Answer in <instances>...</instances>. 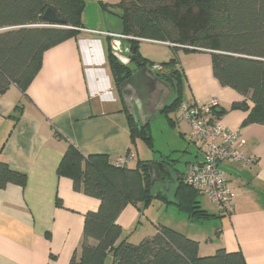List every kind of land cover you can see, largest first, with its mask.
I'll use <instances>...</instances> for the list:
<instances>
[{
	"label": "crops",
	"instance_id": "0c3cea01",
	"mask_svg": "<svg viewBox=\"0 0 264 264\" xmlns=\"http://www.w3.org/2000/svg\"><path fill=\"white\" fill-rule=\"evenodd\" d=\"M83 1L78 34L43 53L40 70L25 92L11 84L0 95V163L26 176L23 187L8 183L0 188V264H68L74 252L79 253L84 214L95 211L99 201L75 191L70 178L57 175L68 145L84 156L105 154L111 163L128 151L134 154L133 161L137 160L136 144L130 143L124 101L107 61L111 40L127 42V38L112 36L121 35V24L118 32L101 29L100 24L87 21L85 16L86 9L91 7L105 10L102 4L117 10L118 15L119 10L111 5L120 0ZM136 40L138 53L146 63L164 62L142 52V44L170 46L167 42ZM176 47L182 49L175 51L183 71L182 102L194 99L203 104L217 99V108L225 111L218 119L227 129L241 131L245 138L243 154L253 155L256 161L251 165L241 161L220 164L235 192L232 214L219 213L215 203L198 193L197 207L209 216L190 217L175 202L179 185L176 178L181 174L183 177L189 163L203 160L204 147L189 139V125L176 113L171 123L182 125L179 131L191 145L185 146L179 162L151 160L163 162L170 172L167 185L155 183L156 188L160 186L155 191H161L165 199H153L142 210L138 205L127 204L116 221L121 227L118 242L152 236L146 232L132 233V228L136 231L145 217L154 227L153 233L163 225L196 240L200 256L223 248L239 251L246 264H264V125L242 126L248 111L230 107L244 97L220 85L214 77L211 51ZM248 105L252 103L248 101ZM175 163H182L183 167L179 169ZM134 166L135 163L128 165ZM200 195L202 199H198ZM107 258L111 263V255Z\"/></svg>",
	"mask_w": 264,
	"mask_h": 264
},
{
	"label": "trees",
	"instance_id": "16d2710c",
	"mask_svg": "<svg viewBox=\"0 0 264 264\" xmlns=\"http://www.w3.org/2000/svg\"><path fill=\"white\" fill-rule=\"evenodd\" d=\"M49 7L62 20L63 27L44 26L42 14ZM83 7V0H0V95L11 84L25 92L40 70L43 53L78 34ZM111 7L119 10L120 34L132 37L127 41L143 66L150 70L153 63L141 58L134 38L174 44V53L176 46L185 51H190L189 47L209 50L214 77L220 85L244 97L230 107L248 111L242 126L264 125V0H120ZM102 8L106 10L109 5L102 4ZM107 61L120 92L119 85L131 71L115 58L110 48ZM161 64L164 72L156 75L174 83L172 100L158 111L168 117L182 103L183 71L176 56ZM124 112L130 143L134 145L136 139H141L150 144L149 121L136 123L125 103ZM224 113L223 109L213 108L215 118ZM151 162L138 160L133 168L120 167L105 154L84 156L68 145L57 175L70 178L75 191L99 201L95 211L84 214L79 253L75 251L68 264H105L108 255L112 257L110 264H246L239 251L223 248L200 256L196 240L163 225L138 244L118 242L121 227L116 221L127 204L138 205L142 210L153 199H165L161 191L154 189L148 167ZM176 179L178 208L190 217H208L197 207L198 192L184 183L182 174ZM8 183L23 187L26 176L1 162L0 188Z\"/></svg>",
	"mask_w": 264,
	"mask_h": 264
},
{
	"label": "built area",
	"instance_id": "2783aa9c",
	"mask_svg": "<svg viewBox=\"0 0 264 264\" xmlns=\"http://www.w3.org/2000/svg\"><path fill=\"white\" fill-rule=\"evenodd\" d=\"M112 36L132 39L124 35ZM150 70L156 75L164 72V66L161 63H153ZM218 104L215 98L203 104L191 99L182 102L178 109L179 118L189 125V139L204 147L203 160L189 163L183 173V180L185 184L215 203L219 213L230 215L235 209V192L221 171L220 164L226 161H241L251 165L256 158L243 154L245 138L240 130L227 129L214 117L213 108H217ZM133 160L134 154L129 152L117 158L115 165L123 167Z\"/></svg>",
	"mask_w": 264,
	"mask_h": 264
},
{
	"label": "water",
	"instance_id": "95a60500",
	"mask_svg": "<svg viewBox=\"0 0 264 264\" xmlns=\"http://www.w3.org/2000/svg\"><path fill=\"white\" fill-rule=\"evenodd\" d=\"M42 20L45 22L44 26L63 27L60 25L62 20L50 7L42 14ZM167 44L173 46L171 43ZM110 49L115 58L131 71V74L119 85L126 109L136 123L144 124L166 104L174 89V83L171 79L159 78L146 66H143L130 42H122L120 39L114 38L110 42ZM143 107L145 111H143ZM136 115L141 121L137 119ZM148 167L152 183L159 181L161 184L167 185L168 179L171 180L170 172L163 162H151Z\"/></svg>",
	"mask_w": 264,
	"mask_h": 264
},
{
	"label": "rangeland",
	"instance_id": "374dc122",
	"mask_svg": "<svg viewBox=\"0 0 264 264\" xmlns=\"http://www.w3.org/2000/svg\"><path fill=\"white\" fill-rule=\"evenodd\" d=\"M118 11L114 9H106L101 10L99 7L97 8H88L85 11V16L87 21L94 22L100 24L101 29L107 30H115L116 32L119 31L120 26V19L117 15ZM177 49V48H176ZM182 50V49H177ZM147 51V56L156 60H163L167 62L169 60V56L174 57L176 54L173 51L172 46H163L160 44H153V43H143L142 44V52ZM173 98V93H171L167 99V103L171 101ZM177 113L179 117L178 110L172 111L168 115V117L163 113H155V115L149 120L148 128L149 133L151 135V142L150 144L144 140L136 139L135 141V148L137 151V160L130 162L129 165L135 163L138 160H166L167 164L171 162L181 160V155L183 154V150L185 146L191 145L189 144V139L182 136L180 133L179 127L182 129V125L172 124L169 118L174 119V115ZM137 116V115H136ZM138 117V116H137ZM139 120V117L137 118ZM141 121V120H139ZM172 121V120H171ZM185 122V121H184ZM185 127V126H184ZM134 146V145H133ZM193 146V145H192ZM179 164V168L183 167L182 163H175ZM159 185V184H158ZM160 189V186L155 190ZM171 196V194L169 195ZM198 199H202V195L199 196ZM206 200V199H205ZM155 215V211L153 212ZM136 231H134V227L132 228L133 234L136 235L140 232H146L145 234H154L153 229L154 227H150L149 221L145 218H141V223L139 222ZM152 230V231H151ZM140 239L135 237L130 239L131 243L138 244ZM105 264H110V258H107Z\"/></svg>",
	"mask_w": 264,
	"mask_h": 264
}]
</instances>
